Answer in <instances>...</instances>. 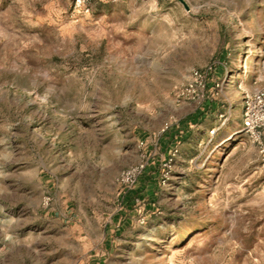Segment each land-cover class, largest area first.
<instances>
[{
	"label": "rangeland",
	"instance_id": "374dc122",
	"mask_svg": "<svg viewBox=\"0 0 264 264\" xmlns=\"http://www.w3.org/2000/svg\"><path fill=\"white\" fill-rule=\"evenodd\" d=\"M77 1L0 0V264H88L106 225L111 264H264V154L236 113L226 136L220 115L202 138L191 118L214 95L241 128L264 88V0ZM182 121L195 134L165 158ZM147 169L153 202L132 193Z\"/></svg>",
	"mask_w": 264,
	"mask_h": 264
},
{
	"label": "crops",
	"instance_id": "0c3cea01",
	"mask_svg": "<svg viewBox=\"0 0 264 264\" xmlns=\"http://www.w3.org/2000/svg\"><path fill=\"white\" fill-rule=\"evenodd\" d=\"M224 70H225V61L219 60L218 63L215 64V68L212 71H210L209 83H208L209 88L210 86H215L217 80H219L224 75ZM230 83H232V80ZM236 109L237 108L236 107L234 108L232 105H230L229 108H225V105L221 104V101L218 100V98L214 95H212V98L209 97L208 100L202 106V108L196 110L195 113L191 115V118L194 119L195 121L198 120L199 118L201 119L202 117H204V122L200 124H195V126H198V129H201L199 137L202 138V137L210 136L209 131L213 126L212 125L213 123L212 121H209L208 118L213 116L214 114L216 116L220 115L221 118H224L219 120L220 124L217 127L218 130L223 129L220 133L221 136H226V134L229 133V132L227 133L224 132V126L231 117L232 112L236 113L237 122L235 126L232 127L231 131L234 130L233 131L234 135H238V134L240 135L241 132H244L243 104L241 106V118H242L241 128H240V108L238 110ZM190 123L192 122L182 121L179 124L172 126V128H170V130L160 138L158 145L161 155H164V157L166 158L171 154V151L174 148H180V144L183 141L192 138V135L195 134V131H191L187 129V124ZM213 130L215 134L216 129ZM153 172H154V176H155V172L157 175L158 169H155ZM153 179H157V176L153 177ZM150 188L148 187L147 190H149ZM111 231H113L111 225H106L104 227V232L106 234V237H103L100 240V243L102 244L103 247L101 249L94 250L91 253L90 258L88 260V264H111L110 263L111 260H113L117 254L116 248H114L116 238L112 236Z\"/></svg>",
	"mask_w": 264,
	"mask_h": 264
},
{
	"label": "built area",
	"instance_id": "2783aa9c",
	"mask_svg": "<svg viewBox=\"0 0 264 264\" xmlns=\"http://www.w3.org/2000/svg\"><path fill=\"white\" fill-rule=\"evenodd\" d=\"M88 2L89 0H78L77 6L88 8ZM207 74L208 71L196 70L193 72L190 84L191 92L198 95V90H203ZM243 107L244 132L252 138L259 152L264 154V88L247 92L244 96ZM143 168L144 164H138L123 172L120 179L127 187V190L133 188ZM141 222H144V220H141Z\"/></svg>",
	"mask_w": 264,
	"mask_h": 264
},
{
	"label": "trees",
	"instance_id": "16d2710c",
	"mask_svg": "<svg viewBox=\"0 0 264 264\" xmlns=\"http://www.w3.org/2000/svg\"><path fill=\"white\" fill-rule=\"evenodd\" d=\"M155 176H156V172H155ZM154 176V172H151L149 174L148 170H145L142 174V176L140 177V186L137 187L135 190H132V193L134 195V197L136 198H140L141 195L143 196H147L150 199L154 198L155 192H156V179H153ZM148 187L150 188L149 190ZM147 191V192H145ZM128 194L125 196V199L127 198ZM152 201V199H151ZM130 202V201H128ZM153 202V201H152Z\"/></svg>",
	"mask_w": 264,
	"mask_h": 264
}]
</instances>
